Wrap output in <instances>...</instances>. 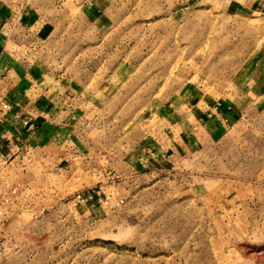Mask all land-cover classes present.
I'll return each mask as SVG.
<instances>
[{"label": "rangeland", "instance_id": "rangeland-1", "mask_svg": "<svg viewBox=\"0 0 264 264\" xmlns=\"http://www.w3.org/2000/svg\"><path fill=\"white\" fill-rule=\"evenodd\" d=\"M245 1L0 0L5 60L84 99L67 160L0 163V264H264V15ZM247 79L261 99L218 137L162 118Z\"/></svg>", "mask_w": 264, "mask_h": 264}, {"label": "crops", "instance_id": "crops-1", "mask_svg": "<svg viewBox=\"0 0 264 264\" xmlns=\"http://www.w3.org/2000/svg\"><path fill=\"white\" fill-rule=\"evenodd\" d=\"M237 8L247 14L260 11L264 15L262 0H246ZM9 14L12 15L0 7V152L10 156V165H19L27 150L39 156L51 152L57 161L67 160L64 149L72 145L78 112L84 103L81 87L64 76L36 69L25 71L5 60L2 47L14 21L12 16L8 18ZM238 90L237 100L232 101L193 94L195 89H188L185 99L190 100V111L197 117L162 118L182 128V136L192 144L198 141V135L218 137L243 119L240 106L254 105L261 99L257 84L251 79ZM75 149L74 146L72 151L79 152Z\"/></svg>", "mask_w": 264, "mask_h": 264}, {"label": "built area", "instance_id": "built-area-1", "mask_svg": "<svg viewBox=\"0 0 264 264\" xmlns=\"http://www.w3.org/2000/svg\"><path fill=\"white\" fill-rule=\"evenodd\" d=\"M262 3H264V0H262ZM6 107H8V106H6ZM25 124L27 125L28 122H25ZM33 154L34 153L31 150H27L26 151V153H25L24 157H22V160H21V163H20V166H21L22 169L25 170L28 167V165L33 162ZM9 160H10V156L5 155L4 153L0 152V163H4V164L7 165ZM5 186H6V188L9 189V191L13 195H17L21 191V188H22L23 184L21 182H17L15 184L7 182L5 184Z\"/></svg>", "mask_w": 264, "mask_h": 264}]
</instances>
